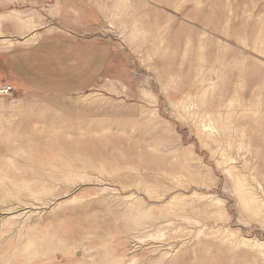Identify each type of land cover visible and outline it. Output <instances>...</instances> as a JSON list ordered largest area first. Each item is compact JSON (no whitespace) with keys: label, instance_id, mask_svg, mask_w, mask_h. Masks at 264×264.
I'll return each instance as SVG.
<instances>
[{"label":"rangeland","instance_id":"obj_1","mask_svg":"<svg viewBox=\"0 0 264 264\" xmlns=\"http://www.w3.org/2000/svg\"><path fill=\"white\" fill-rule=\"evenodd\" d=\"M3 86L0 264H264V0H0Z\"/></svg>","mask_w":264,"mask_h":264},{"label":"crops","instance_id":"obj_2","mask_svg":"<svg viewBox=\"0 0 264 264\" xmlns=\"http://www.w3.org/2000/svg\"><path fill=\"white\" fill-rule=\"evenodd\" d=\"M17 28V30H19V31H22V28H23V25L21 26H17L16 27ZM45 61H47V55L45 56ZM30 60H32V57L30 56ZM44 68H45V72L46 73H49V74H51V71H52V67L49 65V63H48V65H47V63L45 62V64H44ZM56 68V67H55ZM97 72H95V70H93V73L95 72V74L94 75H96L95 77H98V80L100 79L99 77H100V75L102 74L101 72H100V70H99V66H97ZM34 70V69H33ZM48 77H50V75H48ZM48 77H45V80H44V82L46 83V85H48V84H50V86L51 87H53V79L52 78H50V79H48ZM65 80H67V79H65ZM40 81V77H35L34 78V82L35 83H38ZM58 82V81H57ZM66 85H68V83H66Z\"/></svg>","mask_w":264,"mask_h":264},{"label":"built area","instance_id":"obj_3","mask_svg":"<svg viewBox=\"0 0 264 264\" xmlns=\"http://www.w3.org/2000/svg\"><path fill=\"white\" fill-rule=\"evenodd\" d=\"M13 92V87L12 86H3L0 87V95L2 97H7Z\"/></svg>","mask_w":264,"mask_h":264}]
</instances>
